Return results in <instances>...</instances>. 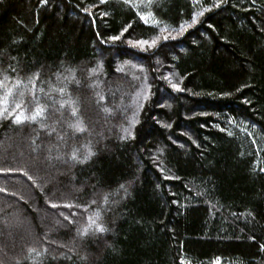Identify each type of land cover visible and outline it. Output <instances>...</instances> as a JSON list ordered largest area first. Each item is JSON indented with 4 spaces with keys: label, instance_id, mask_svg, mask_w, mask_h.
Returning <instances> with one entry per match:
<instances>
[{
    "label": "trees",
    "instance_id": "16d2710c",
    "mask_svg": "<svg viewBox=\"0 0 264 264\" xmlns=\"http://www.w3.org/2000/svg\"><path fill=\"white\" fill-rule=\"evenodd\" d=\"M132 3L0 0V80L22 81L9 108L23 92L34 109L28 79L39 72L47 109L44 128L0 119V264H264V0H227L183 34L212 0ZM164 28L175 39L128 44ZM69 98L87 131L69 128L71 106L59 107ZM124 128L135 139H121ZM74 148L95 154L75 163Z\"/></svg>",
    "mask_w": 264,
    "mask_h": 264
},
{
    "label": "snow or ice",
    "instance_id": "6c2138e0",
    "mask_svg": "<svg viewBox=\"0 0 264 264\" xmlns=\"http://www.w3.org/2000/svg\"><path fill=\"white\" fill-rule=\"evenodd\" d=\"M108 2V0H99V4L103 5L106 4ZM124 4H128L133 8H138L139 6L132 3V0H123ZM227 2V0H212L211 6L209 7H204L202 11L196 12L192 15L191 17V21L186 22V24H182L180 26L179 29V33L183 34L184 32L187 31V29L194 27L196 24L199 23V17H202L205 12H209L212 10V8H220L222 6V4H225ZM256 0H253V3H255ZM41 3L46 4L47 0H41ZM152 0H147V3L144 5L145 8H149L151 6ZM96 5H93V7H95ZM88 15H92V12L89 11L87 8L84 9ZM108 13L105 11L104 15H107ZM137 15L139 16V19L141 21H143L146 25L149 22V19H153V14L151 11H148L146 14H141V12L137 11ZM154 24L155 25H159V21H155L154 20ZM131 27V24H128L126 27H124L122 29V31L118 34V35H113L111 37H109L110 40L112 41H118L121 39V37L124 35L125 32L128 31V29ZM209 27H211V25H209ZM163 32L168 33L167 35H163L162 37L160 36H156L155 38H153L151 41L148 40H137L135 42H133L132 40H128V44L130 47H136V48H140L141 51H146L149 48H153L156 47L157 44L159 43L160 39L162 38L164 41H167L170 36H171V31L174 30H169L168 28H164L162 29ZM171 38L175 39L174 36H171ZM102 66L98 65L97 69L101 68ZM97 69H93L90 72V75L94 76L98 74ZM13 71H15V69L13 68ZM117 71H122V69H117ZM142 71V69H141ZM40 74L39 72H35L33 73L29 79H28V84L32 85V96H33V100L32 103L35 104L34 109L26 114V111L23 108V92L19 93L21 99L19 101H12L13 103V107L10 109L9 108V104H10V98L14 96V92L13 89L14 88H19L22 84V81L20 79H17L15 81V83L12 86L8 85V76L4 75L3 79L0 80V89H3V94L0 95V119H8L11 120L12 124L14 125H23L25 123H40V127L44 128L45 124L43 123V120L46 118L45 117V112L47 111L46 107L41 105L38 98L35 95V88H36V81L39 80ZM59 78V77H58ZM72 79H75V76H72ZM167 79V77L165 78ZM77 83H79V81H76ZM171 87L177 91L180 92L182 91V89L179 87L178 84L176 83H172L171 81H169ZM92 87H95L96 85H91ZM24 87H27V85H24ZM42 91V89H41ZM53 91H58L62 96L65 94V89L64 88H59V89H53ZM138 95H141L143 97L144 100L148 99V95L147 92L144 93H140ZM104 96L101 94H97V103L100 104L102 101H104ZM65 104H68L69 106H71V116L75 118V121L73 123L69 124V128H71L74 132L77 133H82L87 131V128L84 125V121L79 117L78 113H79V108L75 106L76 102L71 100L70 98L66 101H60L59 102V107L60 109H63L65 107ZM140 107H142V105H140ZM102 111L105 113H110V109L107 107H103ZM136 123H138V120L135 119V115L133 117V119L130 121V124L132 126H134ZM165 127H170V125H164ZM124 135L121 136V139H127V138H132L135 139L132 131L130 130V128H124L122 129ZM49 135H51V133H49ZM229 135H231V133H229ZM249 135H251V133H249ZM60 139H63V137H61ZM32 143L35 145L36 141L33 140ZM253 143H255V141H253ZM78 152L79 149H73L69 159L75 163H86L95 153L91 151V149L89 148L86 152V154L83 156V158H79L78 157ZM57 159H59L60 157H56ZM49 159H51V157H49ZM260 171L264 172V168H261ZM169 177H165V179H168ZM29 179H32L29 176ZM121 189H124L125 192H127V189L125 187V185L121 184L120 185ZM0 191H4V189L0 188ZM104 203L107 204L108 203V196L105 195L103 197ZM92 204H95L96 201L93 200L91 202ZM52 208H57V207H64V208H73V207H77V205H73L70 203H65L63 205H58L56 203H52L50 205ZM85 211H87V209H84ZM61 215H63V213H61ZM72 215L74 216L75 213L73 212ZM65 220H68L69 223H72V221L69 219V216L65 215L64 216ZM99 219V216L97 215L95 218L89 217L90 223L93 225H96L95 227V231L97 233H104L107 231V229L105 227H103V225H97L96 224V220ZM88 234V229H84L81 232V235H87ZM260 250L262 252H264V244L260 245ZM30 251H34L31 250ZM83 259V257H82ZM180 264H191V261H187V260H181ZM212 264H221V260L220 258H216L215 260L212 261Z\"/></svg>",
    "mask_w": 264,
    "mask_h": 264
},
{
    "label": "rangeland",
    "instance_id": "374dc122",
    "mask_svg": "<svg viewBox=\"0 0 264 264\" xmlns=\"http://www.w3.org/2000/svg\"><path fill=\"white\" fill-rule=\"evenodd\" d=\"M131 68H132V70H134V73H135V74H136V73H138V74H141V73H142L141 69L137 68L136 66H134V67L131 66ZM129 69H130V68H129ZM128 73H129V72H128Z\"/></svg>",
    "mask_w": 264,
    "mask_h": 264
}]
</instances>
